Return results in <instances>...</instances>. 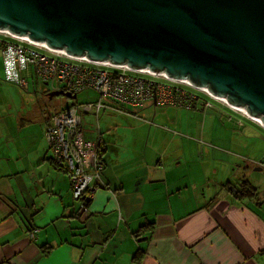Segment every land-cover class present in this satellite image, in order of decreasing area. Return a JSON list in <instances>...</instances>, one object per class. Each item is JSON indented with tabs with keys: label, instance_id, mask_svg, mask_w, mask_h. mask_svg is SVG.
I'll use <instances>...</instances> for the list:
<instances>
[{
	"label": "crops",
	"instance_id": "0c3cea01",
	"mask_svg": "<svg viewBox=\"0 0 264 264\" xmlns=\"http://www.w3.org/2000/svg\"><path fill=\"white\" fill-rule=\"evenodd\" d=\"M31 83L19 88L5 82L2 73L0 100L5 102L4 89L9 85L36 93L40 82ZM21 109L13 112L0 103V264H264V202L257 196L258 207L254 200L236 199L221 187L238 183L237 173L245 167L233 169L231 153L228 165L225 156L210 166V160H204L214 156L213 150L222 155L231 151L227 147L231 139L216 136L227 121L217 122L197 110L186 116L168 110L172 114L163 125L150 127L147 137L162 133L160 139L167 148L175 145L176 152L170 164L156 160L149 165L146 152L151 142L133 146L132 138L124 142L120 137L121 145H114L104 140L101 131L96 136L85 130L88 123L83 116L97 118L100 112L83 114L85 139H100L103 144L104 167L99 187L79 218L66 173L49 160L46 117ZM242 124L241 131L246 128ZM188 128L196 134L192 135L196 139L186 138L197 151L193 173L182 163L183 131ZM204 141L210 145L203 148ZM218 141L220 149L212 146ZM149 151L156 156L152 146ZM263 158L251 162L255 172L264 171L258 165ZM138 231L141 236L135 238ZM42 246L50 248L48 255L42 253ZM136 254L138 261L133 260Z\"/></svg>",
	"mask_w": 264,
	"mask_h": 264
},
{
	"label": "water",
	"instance_id": "95a60500",
	"mask_svg": "<svg viewBox=\"0 0 264 264\" xmlns=\"http://www.w3.org/2000/svg\"><path fill=\"white\" fill-rule=\"evenodd\" d=\"M0 32L187 82L264 127V0H0Z\"/></svg>",
	"mask_w": 264,
	"mask_h": 264
},
{
	"label": "built area",
	"instance_id": "2783aa9c",
	"mask_svg": "<svg viewBox=\"0 0 264 264\" xmlns=\"http://www.w3.org/2000/svg\"><path fill=\"white\" fill-rule=\"evenodd\" d=\"M0 49L3 78L7 82L26 89L28 78L35 76L38 81L50 85L51 91L74 95L92 91L97 95L93 102L75 105L53 115L45 128L46 140L53 156L67 163L66 174L75 200L85 198L86 193V197L93 196L96 191L93 184L100 182L103 169L97 142L88 141L84 137L81 128L83 114L97 115L107 109L127 113L126 108L140 110L152 102L159 106L187 108L190 102L198 99L195 92L221 102L205 91L169 80L163 75L72 58L63 52L52 51L6 33H0ZM205 106L209 107V102ZM87 153L91 157H85ZM258 165L264 169V159ZM84 209L82 205L79 207V210Z\"/></svg>",
	"mask_w": 264,
	"mask_h": 264
},
{
	"label": "rangeland",
	"instance_id": "374dc122",
	"mask_svg": "<svg viewBox=\"0 0 264 264\" xmlns=\"http://www.w3.org/2000/svg\"><path fill=\"white\" fill-rule=\"evenodd\" d=\"M41 50V49H39ZM2 74V53L0 49V75ZM4 85V84H3ZM5 86V85H4ZM38 90H36V93H33L29 91L28 93L20 90L19 88H16L12 85H9V89H4L5 92V102L0 100V103L3 105H9L12 107V111H18L19 109L24 110L26 114H29L34 117H39V115H43L47 117L48 115H53L56 113L59 109L68 106L69 100L65 99L63 96H54L50 100L48 96H46L43 91L45 92L48 90V92H51V86L50 85H38ZM3 87V86H2ZM97 98V95L92 91H82L76 95V99L74 100L78 104L80 103H86V102H93ZM223 106L226 108L227 105L224 102H220ZM112 105V104H111ZM147 105L146 108H144ZM140 110L132 111L130 109H127V111H130L131 113L135 112L131 115H124L116 111L115 109H107L104 111H101L99 113V117L94 116L92 114L83 116V119L85 118V121L88 123V126L84 124L85 130H88V132H94V134L97 136L98 131L102 132L103 138L105 141L113 143L114 145H121L120 137L123 138V141L126 142L128 139H133V143L137 146L144 145L145 140H148L151 142L150 145H148V149L150 150V146H152L156 150V156L153 153L146 152V156L148 159L149 165H154V162L157 160L159 164H170V161L172 159V152H176V146L173 144H170L169 147L168 143L166 144L161 140L162 133L157 132V136L153 133L150 134L149 137H147V131L150 127L154 128L155 126L163 125L162 121L165 117L172 114V112H169L168 110H172L173 112L176 111V114L186 116V114H191L190 111H187L185 109L177 107V109L169 108L172 106H165V107H159L156 106L155 103L147 104ZM155 105V106H153ZM176 107V106H174ZM234 113H231L232 116L243 117V122L237 121L236 125L239 126L240 123H247V127L241 131L240 129L238 131L229 130L227 127L228 124L225 123V127H223V130L218 129L217 130V138H226L227 141L231 139V144H228L227 147H231V151L227 152V154L222 155V153L218 150H213L215 152L214 156L212 153V157L206 156L204 160H210L209 166L212 163H215V159L219 160L222 158V156H225L227 158L224 165H228V153L232 154V167L233 169H236L237 165L244 166L245 168H241L240 171H238L236 176V179L241 180L245 179L247 180L254 188L257 189L258 197L260 201L264 202V171L255 172L254 166L252 165V161L256 160L259 157L264 156V128H262L260 125H258L256 122L249 119L244 114L238 112L237 110H232ZM230 113V112H229ZM236 113L238 115H236ZM128 114V113H127ZM194 114H197V112H194ZM201 116H212L217 121L219 119V112L218 111H211L208 112L205 115ZM233 117V118H234ZM248 121L252 122L249 123ZM218 122V121H217ZM151 123V125H149ZM34 125H37L35 123ZM43 129V124H40ZM260 127V128H259ZM46 128V126H45ZM44 128V130H45ZM195 131L192 129H184L183 135H185V138H183V160L182 163L185 164V167L188 168L187 170L190 173H193L197 166V161L194 159V153H197L196 149H193L194 143L186 139L187 137H192L193 139H196ZM180 139V138H179ZM157 140V144H155V141ZM89 141V140H88ZM93 142V141H92ZM207 141L202 142V147L209 146L210 144H206ZM193 147H192V146ZM224 143L222 144V146ZM175 146L174 148H172ZM212 146L216 149H220L219 141L216 144H212ZM194 150V152H193ZM210 153V154H211ZM85 157H91L89 153L85 155ZM89 160L90 158H86ZM217 165H220L221 162H216ZM190 164L188 167L187 165ZM200 164V168L202 170H206L207 168L204 165H207L208 162L205 161L204 165L202 163ZM67 175V174H66ZM68 177V176H67ZM213 179V178H212ZM87 209L79 210L77 211V217H82L86 213Z\"/></svg>",
	"mask_w": 264,
	"mask_h": 264
},
{
	"label": "trees",
	"instance_id": "16d2710c",
	"mask_svg": "<svg viewBox=\"0 0 264 264\" xmlns=\"http://www.w3.org/2000/svg\"><path fill=\"white\" fill-rule=\"evenodd\" d=\"M2 73H3V63H2ZM3 80H4V78H3ZM5 81V80H4ZM28 81H29V85H30V83L31 82H37L38 81V79L35 77V76H30L29 78H28ZM5 82H7V81H5ZM38 82H40V84H45V83H43V82H41V81H38ZM7 83H10V82H7ZM33 83H31V84H33ZM10 84H13V83H10ZM13 85H15V84H13ZM47 84H45V86H46ZM17 86V85H16ZM48 86V85H47ZM19 87V86H18ZM20 88V87H19ZM28 91V90H27ZM190 91H193L192 89H190ZM50 92V91H49ZM48 90H46L45 92H43L46 96H48ZM193 92H195V91H193ZM196 93V95L198 96V99H196V100H194V102H190L189 103V107H179V108H182V109H185V110H188V111H195V110H197V111H199L202 115H205V114H207L208 112H211V111H218L219 112V118H220V120L221 121H227L226 123L228 124V126H230V127H232L233 129L232 130H234V131H236V129H237V125H236V123H237V120L239 119H242L243 117H240L237 113H236V115H238V117L236 118V117H234V116H232L231 115V113H234L233 111H231L230 109H228V108H226L225 106H223L222 104H220L219 102H216V101H214V100H210V99H208L205 95H203L202 93H198V92H195ZM77 95V94H76ZM52 99V98H51ZM50 99V100H51ZM65 99H67V98H65ZM97 99V98H96ZM67 100H69L70 102H69V104H68V106H66V107H63V108H61V109H59L56 113H54L53 115H56L57 113H59V112H61V111H63V110H65V109H67V108H70V107H72V106H75V105H80V104H83V103H80V104H78L77 102H75L74 100H70V99H67ZM207 102H209V104H210V106L209 107H206L205 106V103H207ZM156 106H159V105H156ZM159 107H165V106H159ZM178 107V106H177ZM127 109H129V108H127ZM126 109V110H127ZM130 110H132V111H135V110H133V109H130ZM130 111H127V113H129ZM230 112V113H229ZM131 113V112H130ZM135 112H133L132 114H134ZM235 114V113H234ZM53 115H48L47 117H46V120H45V126L47 125V122L50 120V118L51 117H53ZM234 117V118H233ZM228 119L231 121V122H229L228 121ZM241 122H243V121H241ZM249 123H252V122H250V121H248ZM243 125V127H247L246 125H247V123H243L242 124ZM240 126V125H239ZM238 126V130L240 129V127ZM260 128V127H259ZM44 138H45V141H46V144H47V149H48V155H49V160L53 163V165H55L56 166V168L58 169V170H62L64 173H67V163H66V161H64V160H61V159H56L54 156H53V154H52V152L50 151V149H49V147H48V143H47V140H46V136H45V130H44ZM97 147H98V156H99V160H100V162H101V164H102V166L104 167V162H103V159H102V157H103V144L101 143V140L99 139L98 140V142H97ZM264 159V158H263ZM261 161V160H260ZM259 161V162H260ZM102 172V171H101ZM101 172H100V174H101ZM68 180H69V178H68ZM96 184H98L97 182L96 183H94L93 185L94 186H96ZM69 186H70V191H71V196H72V199L74 200V201H76L77 203H78V208L83 204V203H85L86 202V199L87 198H89V197H86L87 196V193H86V195H85V198H83V199H77V200H75L74 199V197H73V193H72V185H71V183H70V180H69ZM99 187V186H98ZM98 187L96 186V190L98 189ZM221 187H224L229 193H231V195H233L234 196V198H236V199H239V200H254L255 201V205L256 206H258V207H261V203H259L258 202V199H257V196H258V193H257V190H256V188H254L247 180H245V179H241V180H239L238 181V183H236V184H231L230 182H226V183H224V184H221ZM231 189H232V191L234 190V194H233V192L231 191ZM91 198V197H90ZM89 198V199H90ZM89 203H90V200H89V202L87 203V206H86V209L88 208V205H89ZM151 224H146L145 226H143V228H147V226H150ZM140 230H142V229H140ZM134 237L135 238H138L139 236H141L140 235V232L138 231V232H135L134 234ZM50 249V248H49ZM49 249L48 248H46L45 246H42V253L44 254V255H48V253H49ZM133 260L134 261H138L139 259H138V256H137V254L134 256V258H133Z\"/></svg>",
	"mask_w": 264,
	"mask_h": 264
},
{
	"label": "bare ground",
	"instance_id": "6f19581e",
	"mask_svg": "<svg viewBox=\"0 0 264 264\" xmlns=\"http://www.w3.org/2000/svg\"><path fill=\"white\" fill-rule=\"evenodd\" d=\"M0 33H6V34H8V35L11 36V34H9L8 32H0ZM21 39L29 41V40L26 39V38H21ZM42 46H44V45H42ZM44 47H45V46H44ZM82 60H86V59L83 58ZM87 61H88V60H87ZM144 72H147V71H144ZM163 76H164V75H163ZM185 83H187V82H185ZM204 90H205V89H204ZM205 91H206V90H205ZM220 101H222V102H224L225 104L228 105V103L226 102V100H224V99H220ZM228 106H229L230 108H232V109H234V110H237L238 112L244 114L245 116H247L248 118H250L251 120H253L254 122H256L258 125H260L261 127H263L262 124L260 123V120H259V119H254V118L248 116V115L246 114V112H245L243 109H237V108H235V107H233V106H230V105H228ZM263 128H264V127H263Z\"/></svg>",
	"mask_w": 264,
	"mask_h": 264
}]
</instances>
